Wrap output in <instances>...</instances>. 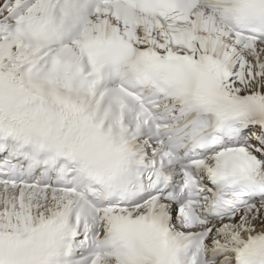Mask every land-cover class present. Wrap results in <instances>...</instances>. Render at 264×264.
<instances>
[{
  "label": "snow or ice",
  "instance_id": "6c2138e0",
  "mask_svg": "<svg viewBox=\"0 0 264 264\" xmlns=\"http://www.w3.org/2000/svg\"><path fill=\"white\" fill-rule=\"evenodd\" d=\"M0 264H264V0H0Z\"/></svg>",
  "mask_w": 264,
  "mask_h": 264
}]
</instances>
